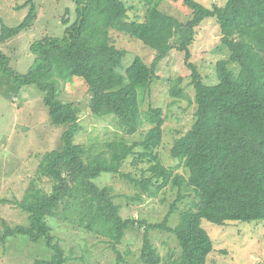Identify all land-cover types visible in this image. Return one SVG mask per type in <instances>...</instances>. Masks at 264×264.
<instances>
[{
	"label": "trees",
	"instance_id": "obj_1",
	"mask_svg": "<svg viewBox=\"0 0 264 264\" xmlns=\"http://www.w3.org/2000/svg\"><path fill=\"white\" fill-rule=\"evenodd\" d=\"M140 1L146 6L143 20L128 19L124 0H78L77 18L65 28L63 37L46 36L31 46L34 64L22 78L44 92L52 123L68 125L62 135L63 147L43 154L23 198L13 201L28 213V224L5 223V231L0 234L3 243L13 236H25L34 243L44 241L52 251L51 258L37 259L32 264L68 261L64 247L53 234L51 218L107 236L114 249L130 227L143 226V221L124 218L112 188L99 185L104 172L129 178L150 196H157L169 185L178 189L179 197L165 220L145 227L140 255L143 264L164 261L149 228L166 229L178 240L181 252L177 257L171 255L166 264H207L214 242L202 225L203 219L218 225L264 220V0H227L224 6L183 0L193 13L187 22L162 11L163 0ZM31 8L18 26L2 25L0 43L33 23L36 11L34 5ZM209 18L218 20L222 40L230 49L229 60L217 62L215 84L205 83L189 62L197 28ZM63 21L68 24L69 19ZM111 29L153 48L157 52L153 64L148 65L138 56L123 71L127 51L112 42ZM175 48L185 52L195 89V121L185 135L175 139L170 153L187 175L166 166L160 155L165 120L159 107H150L153 125L140 141L91 145L75 142L81 130L79 111L58 98L56 85L51 82L53 72L63 78L83 79L91 94L92 113L116 117L124 132L133 135L139 129V88L149 89L155 67ZM233 62L238 71L229 68ZM0 71L14 75L9 57L1 50ZM182 80L178 77L173 81V96L184 94L179 85ZM130 159L135 166L148 163L140 179L122 171ZM44 179L53 181L49 190L37 182ZM183 190L196 192L197 201L181 211L178 225L172 227L169 220L177 202L184 198Z\"/></svg>",
	"mask_w": 264,
	"mask_h": 264
},
{
	"label": "rangeland",
	"instance_id": "obj_2",
	"mask_svg": "<svg viewBox=\"0 0 264 264\" xmlns=\"http://www.w3.org/2000/svg\"><path fill=\"white\" fill-rule=\"evenodd\" d=\"M124 1L128 6L129 20L144 19L146 6L142 1ZM197 1L206 6H224L227 0ZM33 5L36 11L33 23L17 36L0 43V50L9 57L10 67L14 71V75L0 71V234L5 231V223L11 226L28 224V213L13 201L23 198L36 177L43 154L63 147L62 135L68 128L67 124L52 123L49 108L44 103V92L37 85L26 83L22 76L33 67V43L46 36L63 37L65 28L77 18L78 0H0V32L2 25L15 27L21 24ZM160 8L182 22H187L193 15L183 0H163ZM66 18L69 19L68 24L63 21ZM110 36L117 47L127 51L122 62L123 71L138 56L148 65L153 64L157 52L141 40L115 29L110 30ZM222 37L218 20L209 18L197 28L190 46L189 62L198 69L207 84L218 81L217 62L230 58V49ZM229 68L238 71L234 62ZM178 77L183 79L179 85L184 96L171 94L173 81ZM191 80L192 69L185 52L173 49L155 67L149 89L139 88V129L129 135L120 127L116 117H100L92 113L91 94L83 79L76 76L63 78L57 72H53L51 78L56 85L58 98L79 111L81 130L75 136V142L79 144L140 141L153 125L150 107L162 108L165 123L160 155L166 166H174L177 172L185 175L184 166L170 153L175 139L185 135L195 121V89ZM147 167V162L132 165L130 159L125 162L122 171L140 179ZM37 182L48 190L53 184L47 179ZM98 183L112 188L124 218H135L144 224L130 227L123 242L114 249L107 236L87 232L69 221L51 218L49 222L53 226V234L68 257L65 264H143L140 255L145 227L165 220L172 203L179 197L178 189L169 185L157 196H150L129 178L110 172L102 173ZM183 195L184 198L177 202L178 211L176 209L170 217L172 227L178 225L181 211L193 207L197 201V194L192 190H183ZM202 225L214 242V250L209 254L207 264H264V220L229 221L218 225L203 219ZM148 231L164 259L161 264H166V259L171 255L179 256L181 248L173 233L156 228H149ZM51 256L52 251L44 241L34 243L25 236H13L5 243L0 242V264H32L37 259H50Z\"/></svg>",
	"mask_w": 264,
	"mask_h": 264
}]
</instances>
